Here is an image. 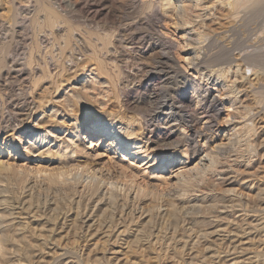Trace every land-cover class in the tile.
I'll use <instances>...</instances> for the list:
<instances>
[{"label":"bare ground","instance_id":"bare-ground-1","mask_svg":"<svg viewBox=\"0 0 264 264\" xmlns=\"http://www.w3.org/2000/svg\"><path fill=\"white\" fill-rule=\"evenodd\" d=\"M116 1L122 2L125 12L121 23L118 22L119 28L116 26L120 29L119 43L116 40L120 47L109 49L112 56L109 57L116 62L123 77L118 83L119 76H115L114 87L118 89L116 93L113 90L115 98L118 93L121 101L105 102L102 107L89 101L73 102L71 111L76 118L75 125L74 120L73 125H68L66 120L58 121L53 115L45 114L48 106L54 105L50 95L58 89L51 77L44 74L34 82L29 79L32 90L27 92L24 80L32 76L33 69L29 70L28 65L19 60L30 45L29 37L14 30L10 37L0 40V95L3 97V102L0 99V154L10 155L7 149L20 143V139L15 138L16 130L24 126L28 118L41 114L38 123L33 128L27 126V130L65 126L78 138L86 132V138H92V143L97 141L95 145L100 148L106 146L117 151L116 144L120 143L129 147L126 150H134L132 154L137 157L151 158L153 162L166 159L164 169L173 174L171 180L175 187L152 194L149 176H142L144 183L139 185H136L138 181L124 178L122 183L115 180L103 183V179L92 183L97 171L105 167L113 170L115 164L109 162L102 166L83 158L75 150L73 167V164L65 165L68 162L63 160L64 171L63 168L49 174L41 171L40 178L36 175L30 178L29 170L17 169L15 162L0 158V264H32L28 259L40 251L42 253L36 254V264H45L46 258L47 264H60L67 256L81 264L83 260L85 264L88 260L93 264H110L111 261L264 264V251L255 250L258 245H264V23L254 36L248 30L252 23L259 21L262 25L260 21L264 22V0L172 1L175 24L185 26L183 38L192 39L197 46L195 56L183 55L185 63L180 64L194 69L207 82V95L202 96L204 102L196 104L189 95L192 78L177 64L172 42L157 32L162 17L156 10L158 6L145 0ZM10 2L0 0L7 17L14 11L12 4L8 5ZM37 4L32 9L30 21L33 24L40 19V11L42 14L46 11L51 20L55 19V22L47 19L45 24L48 20L53 25L56 21L60 23L56 3ZM82 5L85 6L78 0L74 9L80 10ZM258 27H252V33L257 32L254 29ZM83 37L77 41L82 42L79 44L83 47L84 59L75 55L78 52L73 47L69 55L59 57L63 67L61 83L69 81L77 68L88 65L95 66L100 74H107L98 52L86 53L90 45L87 46L85 40L89 38L83 42ZM75 40L74 43H78ZM108 40L112 44L111 39ZM38 42L44 45L47 40ZM94 44V48L90 46L92 53ZM32 55L33 51L31 58ZM65 59L71 66L63 62ZM208 84L221 95H213ZM135 94H142L141 99L135 98ZM225 99L229 105L223 119ZM227 138L232 143L226 144ZM52 151L48 157L59 155ZM198 156L199 172H194V167L185 168L186 172H174L175 163L191 157L196 160ZM120 165L122 173L128 175L129 166ZM81 166L84 170L80 172ZM71 247L80 249V256L73 254Z\"/></svg>","mask_w":264,"mask_h":264},{"label":"rangeland","instance_id":"rangeland-1","mask_svg":"<svg viewBox=\"0 0 264 264\" xmlns=\"http://www.w3.org/2000/svg\"><path fill=\"white\" fill-rule=\"evenodd\" d=\"M10 1L11 2L14 1V2L11 3ZM35 1H37L39 4H44V3L47 4L48 2L56 3V4H54V7L59 11V14H60L58 20H60V23L62 21L63 22L60 24L59 21H56L55 25H53L54 23L52 22V24H51V22H50L51 19L47 16L48 13L46 11L45 12L43 11L44 14H42V11H40V14H39V16H41V17H39L40 19H38V21L35 24H33L30 20H32L31 18L33 17L32 15L34 13V11H32V9H34L35 5H38L37 2H35ZM77 1L78 0H52V1L51 0H29V2H30L29 3L28 0H9L10 3H8V5L12 4L11 6L10 5L9 6L11 7L12 11L14 10L12 15H10V13H9L10 17L9 16L7 17L6 15H4V13L7 11L5 8H3V9L1 8V7H4L5 5L0 6V23H1L0 24V30H1L0 31V40H2V38L4 40V38L5 37L7 38V36L10 37V34H12L14 32V30H15V33H18V34L21 33L26 37L28 36L29 39L31 40L30 41L28 39V42L30 45H28V47L26 48L25 54L22 55L23 57L21 56L22 59L19 60V61L23 62L24 64L26 63L25 66L28 65L27 68L28 69L30 68L29 70L33 69L31 71L32 76L27 77V75H26L27 80H24V82L26 81L25 84L28 88L27 92L29 93L30 90H32L30 88V86L32 85V82H34V79H36L42 75L44 76V74H45V76L51 77L55 81V83H57L56 88H58V89H57V91L55 90V92L53 91L54 94L52 93L50 95L51 102L53 101L54 105L48 106V108H47L48 110L46 109L45 114L46 115H53L54 118L58 121L66 120L70 123L68 125H73V123H74V125L76 124V118H75V116L72 115L73 112L71 111L73 108L72 107L73 102H88L89 101V102H94L95 105L99 106V107H102V103H105V102H112V101L115 102L116 101L115 103H118V100L120 102L121 96L118 95V93L115 94L117 98H115V96H114V91L116 90L115 91V93H116L117 89H118V87H114V86H116V83H117L116 80L117 79H118V83H121V81L123 80L122 74H120V69H118L119 67L116 66L117 65L116 62L111 60L112 56L110 55L111 50H114L115 47H120L119 44H117V41L119 43L118 39L120 38L119 36H121V35L119 33L120 29H117V28H119V24L121 23L122 18L124 16L123 14L125 12L124 6L122 7V5H121L122 2L119 3L120 6H118L119 1H116V0H82V1L80 0L81 4H85V6L82 5V9L83 8L84 9L83 10L80 9L81 10L80 11L79 9H74V7L76 8V2ZM145 1L146 2L152 1L153 4L155 3L154 4L155 7L158 6L157 9L156 8L155 9L159 11V12L158 11L157 12L159 13L160 16L162 15V17L160 18V22H159L160 25L158 24L159 26H157L159 29L156 28L158 30L157 32H160V35L162 34L161 35L162 37H164L165 39L168 38L167 40L168 41L170 40L172 42V44L174 45L172 48V51L174 52V55L176 54L175 57L177 56L176 58H178V59H176L177 64H179V66L181 67L183 72H185L187 70L186 72L189 75V78L190 79L192 78L190 80L191 86L189 87V95L191 96V98H194L193 102H195V104L197 102H204V101H202V99L205 95H207L205 93L206 92L205 91L206 83H207L206 80L201 79L200 74L195 73L194 69H192L190 67L188 68L187 66H185V64L184 65L180 64V63H185V62H183L184 61L183 58H181V57H183V55L186 57L189 56L190 58H192V56H195V51H196L197 46H195L196 43L194 44V42H192V39H189V40H188V38L185 39L186 38L185 36L183 38V35H184L183 30L186 29L185 26H178V25H180L178 23H177L178 25L175 24V22L177 20L175 19V17H173L174 16L173 15V12H174L173 6L174 5H172L173 0H149V1L145 0ZM18 5H19V7H18ZM14 6L15 7L17 6L16 7L17 9ZM70 7H72V8L70 9ZM13 8H15L16 11ZM28 10H29V12H27ZM1 11H2V13H1ZM69 11L70 12L74 11V12H71V14H70ZM120 14H122V15L120 16ZM45 15H46V17H45ZM68 15H69V17H67ZM91 18H93V20H91ZM118 18H119V20L121 18V20L119 21ZM47 19H50V20H48V23L45 24V22H47ZM39 20H41L42 22ZM53 20L55 22V19H53ZM53 20H51V21H53ZM49 22H50L51 26H49L50 25ZM57 22L59 23L60 26L59 25L56 26L58 24ZM118 22H119V24H118ZM86 23L87 24L90 23L91 25L90 24H88V25L90 27H92V26L93 27L89 28ZM260 23H262V25L259 24V21L254 22L255 25L253 23L251 24V26L249 25L248 30H249L250 35L253 34V36H254V34L256 35L257 33H259L261 31V29H262L261 27L263 26L264 22L260 21ZM41 24H42V26H41ZM39 25H40V27H38ZM70 25H72V26H70ZM116 26H117V28H116ZM69 27H71V28H69ZM252 27H254V28L258 27L259 29H254L257 32L252 33V31H253V30H251ZM180 28H182V29H180ZM69 29L71 30V32ZM113 30H114V32H113ZM32 31H34V32H32ZM40 32H41V34H40ZM44 32L46 34H44ZM111 34H113V35L111 36ZM82 35L85 36L86 38L88 37L89 38L88 41H86L85 40L86 38H84ZM78 36H80L78 39H80V38L82 39V37H83V42L85 40V44L88 43V44H86L87 46L90 45L93 47L92 44L95 43L94 44L95 49H93L94 47L92 48L93 53L90 50L91 49L90 46H89L90 48L87 47L88 50H87V48L86 49L84 48V49H85L86 53L88 52L87 54H89V55H93L95 52H98L97 53L98 54L97 56L99 57L98 59H100V61L103 60V62L101 61L100 63H101L102 67H105L104 69H107V70H105V71H107L106 72L107 74L106 75H105V73L100 74L95 70V66L88 65L85 68H80V67L77 68L76 73L74 75H72L73 77L69 81L61 83L62 77L60 76V73H61V71H63V67L61 65L59 57H61L62 54H66V55L68 54L69 55L70 50L72 51L73 48L77 49V50L76 49L75 50L78 53L75 52V55L79 59H84V57H85V55L81 53V51L83 52V47L81 46L82 42L77 41ZM36 38H38V40ZM72 38L74 40L76 39L75 42H78V43H74V40ZM41 39L47 40V43H44V45H41L40 42H38ZM108 39H111L110 41H112V44L114 46L111 44V42H110L111 45L109 44ZM34 40H36L35 43H34ZM66 40L69 41V45L67 44L68 41H66ZM89 40L93 41L94 43L93 42L89 43ZM187 41H189V42H187ZM31 42L33 44H31ZM79 43H81V45ZM188 43H190V44H188ZM36 44H37V46H36ZM38 44H40V45H38ZM184 44H185V46H184ZM75 45H80V46L76 47ZM86 45H85V47H86ZM0 46H1V44H0ZM105 46H106V48H105ZM97 47H98V49H97ZM108 47H110V48H108ZM62 49L64 50V52ZM107 49H108V51H107ZM109 49H111V50H109ZM98 50L101 53H99ZM119 50H120V48H119ZM32 51H33V55L31 58L30 56L32 54ZM26 52H27V54H26ZM29 52H30V55H29ZM80 53L82 55H80ZM102 53H104V54H102ZM186 53H187V55H186ZM100 54L102 56L105 55V57L104 56L102 57ZM26 56H27L28 60H27ZM54 56H56V57H54ZM95 56H96V54H95ZM109 56H111V57H109ZM41 57H44L45 59L41 58ZM26 60H27V62H26ZM55 60H58L59 62L55 61ZM28 61L29 62L32 61L33 63L32 62L29 63ZM68 61H69L68 59H65L63 62H65V64L67 63L66 64L67 66H71L70 65L71 62L70 61L68 62ZM44 62H45V64H44ZM48 62H49V64H48ZM39 63H41V64H39ZM50 63L51 64L53 63V65H50ZM104 64H105V66H103ZM114 64H115V66H114ZM40 65H42V66H40ZM33 66H35V68ZM184 66L187 69H184ZM116 67H117V69H116ZM50 71L52 74L50 73ZM41 72H44V73H41ZM33 73H35V74H33ZM55 76H56V78H55ZM115 76H117L118 78ZM24 77L25 76H23V78ZM109 77L110 78L112 77V78L109 79ZM119 78L120 79L122 78V80L120 81ZM193 78H195V79H193ZM29 79H32V82ZM193 80H195V82ZM113 81H115V83ZM93 84H95V86ZM113 84H115V85H113ZM210 85L211 84H208L209 91H211V93L213 95H216L219 97L221 95V92L219 90L213 89V87H212L213 85H211V86ZM119 86H121V84H119ZM113 88H115V89H113ZM137 95L138 94L134 95L135 98L141 99L142 94H141V96H140V94L138 96ZM85 96H86V98H85ZM0 97H1L0 99L3 102V99H2L3 97L1 95H0ZM118 97H120V98H118ZM73 98L75 99V101ZM1 100H0V102H1ZM67 100L69 102L71 101L69 103L71 105V109H70V105L67 103L68 102ZM228 102L229 101L227 99L224 100V103H225L224 107L226 109L224 108V110L221 114V118H223V119L226 118L224 113H226V111H227V108L229 105ZM62 104H64V105H62ZM66 105H67V107H66ZM68 109H69V112H67ZM41 116L42 115L39 114L38 117L32 116V117L28 118L26 120L24 126H22L21 128L16 130L15 138L18 141L20 139V143H22V144L18 143L17 146H11V148L7 149V150H9L10 155H6V153H5V155L0 154V158H2L5 162H8V163L15 162L14 165L16 164L17 169L29 170V172H31V174L29 173L30 175H28L30 178L35 176V175L37 178H40L42 175L41 171H43V174H44V171L45 172L47 171L46 173L49 174L50 172L56 173L57 172L56 169H58V171H59L60 168H63L62 166H65V165L68 166V164L71 167V164H73L72 160L76 157L75 151H78V153L81 156H83V158H85V159L99 162L102 164V166H105L106 163L108 164L109 162H112L116 166L115 169L117 168V170H115V169L112 170V168L105 167L104 169H102V171L96 170L97 172L95 171L96 173H95L94 179L92 180V183H97L101 179H103V181H102L103 183L105 181L111 182L114 180L116 182L121 181L120 183H122V180L124 178V179H131V180H134L136 182L138 181L137 182L138 184H136V185H139V183H142V184L144 183L142 176H149L152 179L151 182H149V186H150L149 190H151L152 194L154 192L159 194V193H161L162 190H165L164 188H166V191H167L169 187L170 188L175 187V185L172 181L173 180V174L169 173L168 170L164 169L166 159L162 158L164 161L162 159H156L153 162V160H151V158L145 159L142 156L137 157L136 154L135 155L132 154L133 152H135L134 150H126L129 147H126L125 145L121 144L123 146L122 147L120 145V143L116 144L117 151H113L111 149H108L106 146L100 148L99 146L95 145L97 143V141H94V143H92V141H93L92 138H90V137L86 138V136H87L85 134L86 132L81 133L80 137L78 138L72 130L67 129L65 126H62L64 128L59 127L57 129L50 127V126H47L46 128H42L40 130H27L26 129L27 126L33 128L34 124L38 123V121H39L38 119ZM73 120H74V122H73ZM228 137L230 138V136H228ZM229 138L226 139V141H225L226 144H229L230 142L232 143V140H229ZM77 141H79V142H77ZM19 147H21V148H19ZM34 148L35 149L39 148L38 149L39 151L36 149V151L33 152L35 150ZM49 151H52L54 153L57 152V153H59V155L56 156L55 158H50V157H48V154H50ZM28 152H33V153H29L30 155H28L27 154ZM126 154H128V156H126ZM200 155L202 156L203 154H200ZM199 158H200V156H198V158H196V160H194L191 157L190 159L184 160L183 162H178L177 164L175 163L174 172L175 173L177 171L186 172L185 168H187V170H188V168H193V167H194V172L195 171H196V173L199 172L198 169H200L199 168L200 166L199 167L196 166L197 162L199 161ZM63 160L66 161L65 163H67V162L68 163L67 164L63 163V164H65V165H63L62 164V162H64ZM122 161H124V162H122ZM60 162H61V164H60ZM121 163H125L127 166H129L128 172H130V173H128V175L132 178H130V177L127 178L128 175H126V173L124 171L122 173V171H121L122 169H121V165H120ZM150 165H152V166H150ZM73 166H74V164L72 165V167ZM80 168H81V169H79L80 172L84 170V168L82 166ZM195 168H197V169H195ZM64 170L65 169L63 168L62 171H64ZM156 173H158V174H156ZM155 175H157L158 177H155ZM28 176H27V178H28ZM109 179H111V180H109ZM87 181H91V178H89V180L87 178ZM162 192H164V191H162ZM257 238H259V237L257 236ZM257 245L258 244L256 243L255 246L257 247ZM71 250H72V247H71ZM74 250H77V248H75V249L73 248V250L71 252L73 254L77 253L80 256V254H81L80 249L75 251V252H74ZM255 250L264 251V245H261V244L258 245V247ZM83 251H82V254L84 253ZM38 253H42V252L41 251L36 252V254H38ZM36 254L34 253L35 256L32 255L28 259V260L31 259L30 262L32 264H36L35 261L38 259V258H36ZM86 254L87 253L84 254V257L87 258ZM32 257L34 259L33 262H32ZM71 258H73V257H71V256L65 257L64 260L62 259L63 263H60V264H69V261L70 262L72 261ZM86 258H84V259L86 260ZM44 261H45V264H47V262H46L47 258H46V260L44 259ZM76 262H77V264H81L76 260V258L70 264H76ZM85 262L86 261L83 260L82 264H85ZM88 262H89V260L87 261V264H93L91 262H89V263ZM117 262L113 261V263H112V261H111L110 264H116V263L117 264H124V261H121V262L117 261ZM152 262L153 261H150V262H148V264H156L155 262H153V263ZM161 263L162 264H172V263H168V262H164V261H162ZM96 264H98V263H96ZM104 264H108V263L106 262ZM135 264H138V263H135ZM144 264H147V263H144ZM183 264H185L184 261H183Z\"/></svg>","mask_w":264,"mask_h":264}]
</instances>
